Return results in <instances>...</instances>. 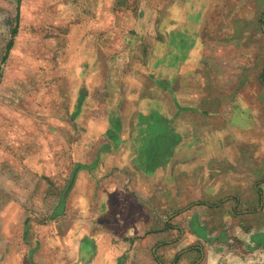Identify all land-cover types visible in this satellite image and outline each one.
<instances>
[{
  "label": "crops",
  "instance_id": "0c3cea01",
  "mask_svg": "<svg viewBox=\"0 0 264 264\" xmlns=\"http://www.w3.org/2000/svg\"><path fill=\"white\" fill-rule=\"evenodd\" d=\"M0 264H264V0H0Z\"/></svg>",
  "mask_w": 264,
  "mask_h": 264
},
{
  "label": "rangeland",
  "instance_id": "374dc122",
  "mask_svg": "<svg viewBox=\"0 0 264 264\" xmlns=\"http://www.w3.org/2000/svg\"><path fill=\"white\" fill-rule=\"evenodd\" d=\"M250 12V11H248ZM153 114H155L156 118H159V113L157 110H153ZM160 119V118H159ZM157 121L155 122H159L157 123H153L154 127H151L150 129H152L153 131H155L154 129L161 125V120L158 121V119H156ZM156 132V131H155ZM159 135V137H154L150 140V144H149V151H153L154 154L151 155V164H149L150 167H154L156 165H158V163L163 159L164 156H167L168 158L171 159L172 155H173V150L171 149L172 147L175 146L176 143H178L179 141H182L184 136L178 131L175 133L169 132V131H165L162 134V131H157ZM230 132L231 139H233V141H235L236 139H241L242 134L237 133V131H228ZM167 147V150L165 151V148ZM163 150L165 151V155L161 156V152L163 153ZM161 151V152H160ZM188 160V159H187ZM180 177L182 178H186L184 173L183 175H181ZM200 189L202 190L203 187H200Z\"/></svg>",
  "mask_w": 264,
  "mask_h": 264
},
{
  "label": "water",
  "instance_id": "95a60500",
  "mask_svg": "<svg viewBox=\"0 0 264 264\" xmlns=\"http://www.w3.org/2000/svg\"><path fill=\"white\" fill-rule=\"evenodd\" d=\"M75 180H76V172L73 174V177H72V179H71V182H70V184H69V186H68V188H67V190H66V192H65V198H66V196L68 195V193H69V191L71 190V188L73 187V185H74V183H75Z\"/></svg>",
  "mask_w": 264,
  "mask_h": 264
}]
</instances>
